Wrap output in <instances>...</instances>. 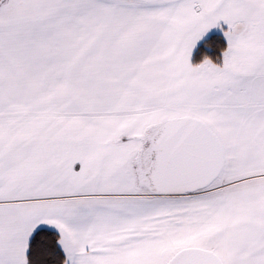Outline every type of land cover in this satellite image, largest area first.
I'll list each match as a JSON object with an SVG mask.
<instances>
[{
  "label": "snow or ice",
  "instance_id": "obj_1",
  "mask_svg": "<svg viewBox=\"0 0 264 264\" xmlns=\"http://www.w3.org/2000/svg\"><path fill=\"white\" fill-rule=\"evenodd\" d=\"M0 264H264V0H0Z\"/></svg>",
  "mask_w": 264,
  "mask_h": 264
}]
</instances>
